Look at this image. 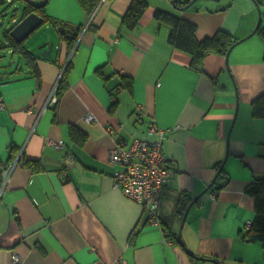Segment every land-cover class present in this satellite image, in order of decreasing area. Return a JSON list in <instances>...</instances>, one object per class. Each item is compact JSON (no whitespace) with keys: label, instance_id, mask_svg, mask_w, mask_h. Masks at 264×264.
<instances>
[{"label":"crops","instance_id":"1","mask_svg":"<svg viewBox=\"0 0 264 264\" xmlns=\"http://www.w3.org/2000/svg\"><path fill=\"white\" fill-rule=\"evenodd\" d=\"M11 1L16 15L0 16V171L16 164L4 183L0 174V264L14 256L16 264H264V246L241 237L255 216L246 187L264 176V119L251 106L264 94V0H196L184 9L144 0L132 29L121 25L132 0H99L91 16L78 0H30L83 26L69 57L50 21L23 40L37 77L3 35L22 11V0ZM157 9L192 21L199 39L224 30L237 42L196 68L168 42ZM50 42L51 56H41ZM122 78L132 79L131 90L113 95ZM152 123L169 129L163 150L172 170L158 224L114 185L120 166L109 160L116 138H153ZM70 126L84 133L81 143ZM68 153L74 161L64 166Z\"/></svg>","mask_w":264,"mask_h":264},{"label":"trees","instance_id":"2","mask_svg":"<svg viewBox=\"0 0 264 264\" xmlns=\"http://www.w3.org/2000/svg\"><path fill=\"white\" fill-rule=\"evenodd\" d=\"M172 2V0H166ZM191 0H174L173 4L175 8H180L187 5ZM257 3H261V0H256ZM80 6L88 16H91L99 0H78ZM7 3L4 8L0 10V16L8 15V9L10 5H13L11 0H0V4ZM147 7V2L144 0H132L123 15L121 25L127 29L134 28L142 14ZM16 8L10 11L12 16L16 15ZM35 12L43 17L44 21H50L56 27L60 40L66 44V57L73 51L75 44L78 40L83 26L72 25L70 23L51 18L46 14L45 3L37 4L30 0H22V11L19 15V20L25 17L27 14ZM2 18V17H1ZM14 18V17H13ZM154 18L157 25L166 26L168 33V42L176 49L187 52L192 57V64L198 68V62L208 53L216 52L220 54H226L237 42L235 37L224 30H219L211 36H205L201 39L196 37V25L187 19H184L175 13L167 10L157 9L154 13ZM15 23V22H14ZM10 29L3 30L4 37L8 40L9 46L12 47L14 53L19 54L24 58L26 64L31 71L37 77L38 73L35 67V56L24 45V41L16 42L10 35ZM60 49L58 51V56ZM57 56V55H56ZM54 62H58V58L54 59ZM62 68V67H61ZM71 68V61L68 59L62 69L61 77L58 82L56 91L57 97L60 96L66 85V75ZM121 85L116 86L113 95L117 94L120 87L123 85L131 90L132 79L122 78ZM115 97V96H113ZM116 98V97H115ZM114 98V100H115ZM116 103L112 105L114 109ZM252 115L264 119V94H261L254 98L251 102ZM71 139L76 143H81L85 135L78 128L70 126L69 132ZM24 164L29 166L34 171L42 170V166L39 161L27 160ZM247 193L254 199V211L255 216L250 225L241 234V237L245 241L260 242L264 246V176L257 179L254 183L249 184L246 187ZM177 239V237H175ZM178 240V239H177Z\"/></svg>","mask_w":264,"mask_h":264},{"label":"built area","instance_id":"3","mask_svg":"<svg viewBox=\"0 0 264 264\" xmlns=\"http://www.w3.org/2000/svg\"><path fill=\"white\" fill-rule=\"evenodd\" d=\"M53 100L57 97L53 95ZM0 101V108H3ZM31 107L28 108V111ZM85 121H92L93 115L88 113L84 116ZM169 129L158 127L155 123L149 125L148 136H133L127 145L124 138H116L113 146L109 150V160L112 164L119 165L115 171L113 179L114 185L131 200L142 204L149 213V222L158 224V203L159 195L164 183L172 174V170L166 164V155L163 150V139ZM107 134H113L111 126L106 127ZM74 161V156L68 153L65 158V165H70ZM16 162L5 165L1 171L2 182L7 179L13 170ZM250 224H247V227ZM13 264L18 263L19 258H12Z\"/></svg>","mask_w":264,"mask_h":264},{"label":"water","instance_id":"4","mask_svg":"<svg viewBox=\"0 0 264 264\" xmlns=\"http://www.w3.org/2000/svg\"><path fill=\"white\" fill-rule=\"evenodd\" d=\"M195 1L196 0H191L187 5L180 7V9H184V8L191 6ZM173 2L174 0H172L171 2L172 5L174 6ZM43 23H44L43 17L36 14L35 12H32V13L27 14L25 17L20 19L16 24H14L11 27L9 33L16 42H21L24 39H26L30 34H32V32L38 29ZM52 45H53L52 42H50L49 44L42 43L39 46L40 48H43L40 55L44 57H50Z\"/></svg>","mask_w":264,"mask_h":264},{"label":"rangeland","instance_id":"5","mask_svg":"<svg viewBox=\"0 0 264 264\" xmlns=\"http://www.w3.org/2000/svg\"><path fill=\"white\" fill-rule=\"evenodd\" d=\"M6 5H8L7 3H3V4H0V8L2 9V8H4ZM13 7H15L14 5H10V8L8 9V15H10V11L13 9ZM0 22H1V17H0ZM7 24V18H5L4 19V21H3V25L2 26H0V29L2 28V27H4V24ZM6 24H5V26H6ZM43 27V26H42ZM42 27H40L39 29H38V32H40L41 30H42ZM38 34V33H37Z\"/></svg>","mask_w":264,"mask_h":264}]
</instances>
